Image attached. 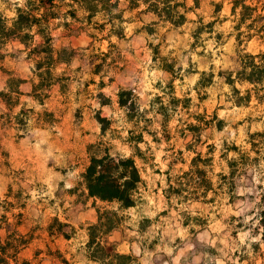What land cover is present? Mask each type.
<instances>
[{"label":"rangeland","instance_id":"374dc122","mask_svg":"<svg viewBox=\"0 0 264 264\" xmlns=\"http://www.w3.org/2000/svg\"><path fill=\"white\" fill-rule=\"evenodd\" d=\"M25 3L1 0L0 12L10 19ZM119 8L123 20L112 23L57 0L49 30L73 59L54 69L59 82L43 86L42 103L31 96L39 78L28 48L18 39L0 48V224L23 213L20 230L35 237L18 264H264V90L229 80L239 55L264 52V40L246 37L245 24L239 44L230 0H198L180 27L144 7L131 10L127 0ZM15 86L22 94H10ZM122 88L136 96L132 118L119 104ZM248 91L249 102L236 103ZM92 144L135 157L143 181L134 206L87 196L81 174ZM233 159L242 166L231 189L222 175ZM191 169L201 171L199 192L185 175ZM106 210L119 223L101 262L91 256L98 247H88V227Z\"/></svg>","mask_w":264,"mask_h":264},{"label":"trees","instance_id":"16d2710c","mask_svg":"<svg viewBox=\"0 0 264 264\" xmlns=\"http://www.w3.org/2000/svg\"><path fill=\"white\" fill-rule=\"evenodd\" d=\"M1 1V0H0ZM65 1V0H64ZM196 6H189L188 0H127L131 10L144 7L143 11L155 14L160 21L170 23L175 27H180L188 21V13L198 6V0H194ZM57 0H26L24 7H17L16 15L12 18H7L0 12V48L10 39H18L29 50V58L34 60V73L39 78V83H33V96L36 100L42 103L43 99L41 90L43 86L56 85L59 80L54 77V69L62 64H69L73 59L69 49L61 47L56 49L54 46V37L50 31V20L56 18V13L52 11ZM232 3V13L239 15L235 29L238 30V42H243L242 36L244 32L241 27L246 24V37L252 38L256 34L264 40V14L259 13V4L264 8V0H230ZM78 5L88 13V18L91 19L98 13H105L109 16L110 21L121 23L123 20L122 11L119 8V0H70V6ZM220 6V4H218ZM72 16H75L76 10L70 11ZM249 22V23H247ZM214 22H209L206 26L212 30ZM117 24V23H116ZM120 25V24H119ZM115 27V24H114ZM205 27V26H204ZM203 27H199L195 33L199 34ZM254 30V33H252ZM119 37L123 36L121 29H112ZM39 37L37 43L35 38ZM2 53H0V58ZM240 67L236 71L235 78L229 77V80L235 82H249L256 86V90H264V52L257 54L245 53L239 55ZM232 76V75H231ZM19 82H23L19 79ZM260 86V87H259ZM238 92V89L235 88ZM22 94L18 87L10 88L11 93ZM3 94V93H1ZM3 96V95H2ZM119 104L127 110V115L132 118L138 112L137 100L134 92L130 89H120L118 93ZM251 91L245 97L236 99V103L243 104L249 102ZM21 111V114H24ZM51 118L53 113L47 114ZM48 117L38 116V122L43 121L44 124L50 125ZM100 122L107 121L106 117L98 115ZM105 129V127H103ZM140 134L134 141L142 140ZM97 145H90V161L85 171L81 174L87 196L99 199L106 202H117L120 208H128L136 203V195L139 185L142 183L140 169L136 163L134 156H125L121 154H112L109 148L98 149L93 151ZM241 159V158H240ZM200 159H195L193 165H198ZM231 171L229 175H222L224 179H230L231 189H234L236 183L234 176L241 170L242 162L237 159L228 162ZM186 177L189 181L195 184V190L200 191L201 171L191 169L186 172ZM208 188V187H207ZM263 207L260 213V223L262 227V239L264 241V200ZM18 221L14 224L10 223L6 218L4 223L0 224V264H11V261L18 264L20 253L29 246L34 237V230L23 232L20 230L23 213L16 215ZM59 226L66 225L59 218L54 219ZM117 212L106 210L99 213L96 223L88 227L89 241L88 247L96 245L98 250L92 253L94 259L103 262L111 253L106 251L104 246L112 247L114 244L110 241V233L118 227ZM5 229V235L1 231ZM50 235L54 232L50 228L46 229ZM61 234L68 237L67 234L59 230ZM116 256L129 257L128 255L120 254L117 251L113 253Z\"/></svg>","mask_w":264,"mask_h":264},{"label":"crops","instance_id":"0c3cea01","mask_svg":"<svg viewBox=\"0 0 264 264\" xmlns=\"http://www.w3.org/2000/svg\"><path fill=\"white\" fill-rule=\"evenodd\" d=\"M30 245V244H29Z\"/></svg>","mask_w":264,"mask_h":264}]
</instances>
